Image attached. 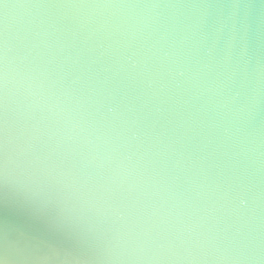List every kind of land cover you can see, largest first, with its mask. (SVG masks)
<instances>
[{
	"label": "water",
	"instance_id": "water-1",
	"mask_svg": "<svg viewBox=\"0 0 264 264\" xmlns=\"http://www.w3.org/2000/svg\"><path fill=\"white\" fill-rule=\"evenodd\" d=\"M5 42L0 259L264 264V0H0Z\"/></svg>",
	"mask_w": 264,
	"mask_h": 264
},
{
	"label": "clouds",
	"instance_id": "clouds-1",
	"mask_svg": "<svg viewBox=\"0 0 264 264\" xmlns=\"http://www.w3.org/2000/svg\"><path fill=\"white\" fill-rule=\"evenodd\" d=\"M5 8L9 7L7 4L4 5ZM3 65L0 68V87L4 90V99H5V111L7 110V95H8V85L10 82V61L8 59V48L7 42H5L4 53H3ZM5 125H7V120L5 119ZM7 136V127H5V138ZM227 195V193H225ZM241 204H246L247 201L241 199ZM0 264H7L6 259H0Z\"/></svg>",
	"mask_w": 264,
	"mask_h": 264
}]
</instances>
